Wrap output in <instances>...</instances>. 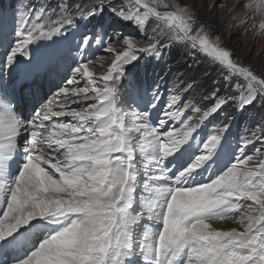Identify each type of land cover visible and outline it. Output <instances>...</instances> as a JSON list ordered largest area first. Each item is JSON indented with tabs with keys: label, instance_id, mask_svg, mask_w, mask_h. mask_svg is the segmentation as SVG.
I'll return each instance as SVG.
<instances>
[{
	"label": "snow or ice",
	"instance_id": "snow-or-ice-1",
	"mask_svg": "<svg viewBox=\"0 0 264 264\" xmlns=\"http://www.w3.org/2000/svg\"><path fill=\"white\" fill-rule=\"evenodd\" d=\"M247 7L264 21V0ZM14 19L12 39L0 40L7 44L0 59V264H264V148L246 152L264 139V124L235 152L229 123L197 139L200 122L230 103L238 100L241 114L264 105V74L235 61L187 8L167 0H99L86 11L52 15L41 6ZM79 20L93 32L81 37V58L72 57L64 77L73 87L41 103L32 86L59 74L70 55L54 37ZM127 25L145 34L147 45L123 35L122 49L105 45L115 55L97 77L83 49L103 44L108 28ZM171 43L183 44L193 59L204 54L220 77L210 105L182 103L180 92L194 85L181 86L152 123L159 86L148 98L129 66L137 53L159 54ZM33 45L45 49L40 57ZM26 94L39 110L21 111ZM173 121L180 127H170ZM225 219L243 230L213 227Z\"/></svg>",
	"mask_w": 264,
	"mask_h": 264
},
{
	"label": "rangeland",
	"instance_id": "rangeland-1",
	"mask_svg": "<svg viewBox=\"0 0 264 264\" xmlns=\"http://www.w3.org/2000/svg\"><path fill=\"white\" fill-rule=\"evenodd\" d=\"M99 0H0V17L6 21V30L0 31V40L12 39L8 33L15 27L16 20L20 14H27L32 9H38L44 6L49 15L53 13L61 14L63 10L74 11L76 9L87 10L93 3ZM152 0H149L151 3ZM167 2L175 3L179 7L187 8L196 19L197 25L203 24L213 38L219 37L220 44L231 52L232 57L238 63L249 67L252 71L264 74V29L259 27L262 21L260 12H253L247 7L252 0H167ZM108 3V0H105ZM112 4L120 6L127 4V0H112ZM158 11H172L173 9H165L162 6L157 7ZM255 25V27H253ZM154 26V18L148 26V34ZM93 25L84 20H79L77 26L68 28L64 36L54 37V39L65 50L70 52L69 58L61 66L59 74L42 78L31 90L41 98V103L47 99H52L54 94L61 87H73L66 85L65 76H70L69 65L75 66L72 57L77 60L81 58L80 53L76 51V47L84 34L91 35ZM123 36H131L134 38L138 46H146V35L138 31L134 26L127 25L117 27L115 32L112 28L107 29V35L103 37V44L97 46L95 42L88 48L83 49V59L91 61L89 67L94 74L99 77L106 72L109 67L114 53L107 52L105 45L111 43V46L117 50L122 49ZM66 37V38H65ZM47 43V42H43ZM7 44L0 45V59H3ZM34 54L37 57L44 52L43 47L32 46ZM139 60L135 62V68L129 66L134 77L138 78L148 98L151 97L152 91L159 86V93L162 99L156 110H149L152 114V123L161 115V108L170 99L171 95L180 90L181 86L194 85L191 92H180L183 97L182 103L189 105L195 103L202 109L212 103L210 91L216 80L219 79L220 73L217 66L212 65L204 54H198L193 59L188 55V49L179 43H171L161 49L159 54L152 52L137 53ZM84 81L81 80L80 86ZM127 80H125V85ZM28 86L26 85V88ZM123 91V89H121ZM223 95V91L221 92ZM126 100V97H122ZM33 106L39 110L40 104H33L31 97L26 94L25 101L21 104V111L31 114ZM74 106V105H73ZM127 109V104L121 105ZM143 108V104L140 105ZM137 110L133 106L131 109ZM186 116H192L191 122H196L198 117L194 111L188 110ZM70 119V118H62ZM224 123L231 125L227 134V142L230 146L229 151L235 152L237 145H242L244 140L255 139L253 132L257 136L260 135L257 125L264 124V105L256 104L254 108H249L242 114L238 108V100L227 105L222 112L213 117L200 122L197 139H206L207 136L214 134L218 128ZM170 127L179 128L177 121L170 122ZM202 148V144L200 145ZM264 148V139L258 140L254 145H250L246 152L251 154L256 149ZM209 174L205 173L202 179L207 180ZM201 179V178H198ZM243 211V209H242ZM214 228L229 231L236 229L242 231L240 224L234 219H225L217 221L213 224Z\"/></svg>",
	"mask_w": 264,
	"mask_h": 264
},
{
	"label": "bare ground",
	"instance_id": "bare-ground-1",
	"mask_svg": "<svg viewBox=\"0 0 264 264\" xmlns=\"http://www.w3.org/2000/svg\"><path fill=\"white\" fill-rule=\"evenodd\" d=\"M15 75V74H14Z\"/></svg>",
	"mask_w": 264,
	"mask_h": 264
}]
</instances>
